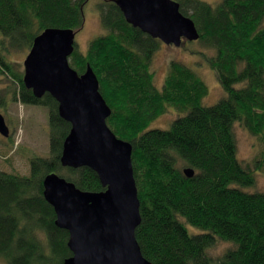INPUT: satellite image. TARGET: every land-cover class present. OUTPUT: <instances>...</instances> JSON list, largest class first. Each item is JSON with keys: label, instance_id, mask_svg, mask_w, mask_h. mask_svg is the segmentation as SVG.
I'll return each mask as SVG.
<instances>
[{"label": "trees", "instance_id": "obj_1", "mask_svg": "<svg viewBox=\"0 0 264 264\" xmlns=\"http://www.w3.org/2000/svg\"><path fill=\"white\" fill-rule=\"evenodd\" d=\"M87 1L0 0V76L14 86L13 99L47 109L49 130L48 156L30 158L27 176L0 172V259L6 264H62L71 255L67 231L55 226L42 195L47 174L83 191L104 190L89 168L61 166L69 124L49 94L36 98L25 88L23 71L5 57L29 51L46 28L79 30ZM174 1L194 23L197 41L213 50L205 62L223 92L215 104H202L207 86L176 61L155 87L149 66L160 41L128 24L111 0L97 7L105 33L85 53L74 46L69 66L77 74L91 68L110 109L106 125L131 144L140 216L134 237L142 256L151 264H264V191H247L255 170L238 160L233 131L239 123L251 134L264 132V0ZM0 90L4 108L10 90ZM168 107L179 113L169 128H148ZM217 242L230 246L212 257L207 250Z\"/></svg>", "mask_w": 264, "mask_h": 264}, {"label": "water", "instance_id": "obj_2", "mask_svg": "<svg viewBox=\"0 0 264 264\" xmlns=\"http://www.w3.org/2000/svg\"><path fill=\"white\" fill-rule=\"evenodd\" d=\"M132 27L168 45L199 37L194 23L174 0H111ZM76 30L46 28L32 41L22 66V82L36 98L49 94L59 117L70 128L63 139L62 167H87L104 190L83 191L55 173L42 180V195L53 208L54 224L67 231L71 255L62 264H151L134 237L140 223L131 164V144L106 125L110 109L87 65L83 73L69 66ZM0 113V135L8 136ZM187 177L193 170L186 168Z\"/></svg>", "mask_w": 264, "mask_h": 264}, {"label": "rangeland", "instance_id": "obj_3", "mask_svg": "<svg viewBox=\"0 0 264 264\" xmlns=\"http://www.w3.org/2000/svg\"><path fill=\"white\" fill-rule=\"evenodd\" d=\"M103 0H88L83 6V23L74 36V45L77 51L85 53L88 43L95 37L101 36L105 30L100 21L99 4ZM215 5L220 0H203ZM1 39V35H0ZM198 40V39H197ZM188 42L182 40L178 46L160 42L157 51L154 53L150 71L153 74V83L158 89L161 88L168 71L169 63L176 61L184 64L205 83L208 88L207 95L203 98L202 104L209 106L215 104L223 95L216 80L214 71L207 65L205 58L213 54V50L206 48L199 41ZM28 53L25 51H11L6 57L16 72H22V62ZM12 83L0 76V89L10 90L6 98L4 108L0 113L4 117L8 127V136L0 135V172L27 176L29 172V159L32 157L48 156V123L47 109L39 105H24L11 95ZM2 91V90H0ZM179 113L173 108L167 110L155 118L148 126L152 129L166 130L173 119ZM236 155L239 161L254 167L255 183L248 188L249 192L264 191V132L260 135L251 134L239 123L233 126ZM190 233H198L199 230L188 227ZM36 236L44 243L43 235L37 232ZM230 244L217 242L207 252L210 256L220 255ZM0 264L6 262L0 259Z\"/></svg>", "mask_w": 264, "mask_h": 264}, {"label": "bare ground", "instance_id": "obj_4", "mask_svg": "<svg viewBox=\"0 0 264 264\" xmlns=\"http://www.w3.org/2000/svg\"><path fill=\"white\" fill-rule=\"evenodd\" d=\"M75 46V45H74Z\"/></svg>", "mask_w": 264, "mask_h": 264}]
</instances>
